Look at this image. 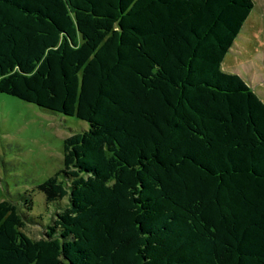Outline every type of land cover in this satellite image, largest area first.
Returning a JSON list of instances; mask_svg holds the SVG:
<instances>
[{
    "label": "trees",
    "instance_id": "16d2710c",
    "mask_svg": "<svg viewBox=\"0 0 264 264\" xmlns=\"http://www.w3.org/2000/svg\"><path fill=\"white\" fill-rule=\"evenodd\" d=\"M253 7L0 0V93L88 125L49 222L0 201V264H264V102L221 68Z\"/></svg>",
    "mask_w": 264,
    "mask_h": 264
},
{
    "label": "rangeland",
    "instance_id": "374dc122",
    "mask_svg": "<svg viewBox=\"0 0 264 264\" xmlns=\"http://www.w3.org/2000/svg\"><path fill=\"white\" fill-rule=\"evenodd\" d=\"M254 7L225 55L221 68L239 75L264 102V0ZM88 127L73 116L52 113L16 97L0 93V201L28 190L32 214L49 222L52 204H45L36 186L63 167V141ZM42 226H27L32 237Z\"/></svg>",
    "mask_w": 264,
    "mask_h": 264
}]
</instances>
